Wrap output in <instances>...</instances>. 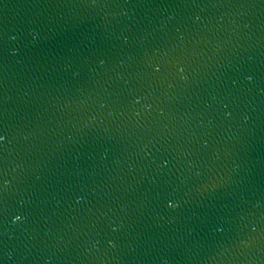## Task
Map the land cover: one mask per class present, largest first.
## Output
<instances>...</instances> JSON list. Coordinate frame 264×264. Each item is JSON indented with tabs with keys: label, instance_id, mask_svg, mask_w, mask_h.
I'll list each match as a JSON object with an SVG mask.
<instances>
[{
	"label": "water",
	"instance_id": "1",
	"mask_svg": "<svg viewBox=\"0 0 264 264\" xmlns=\"http://www.w3.org/2000/svg\"><path fill=\"white\" fill-rule=\"evenodd\" d=\"M0 134V264H264V0H0Z\"/></svg>",
	"mask_w": 264,
	"mask_h": 264
},
{
	"label": "snow or ice",
	"instance_id": "2",
	"mask_svg": "<svg viewBox=\"0 0 264 264\" xmlns=\"http://www.w3.org/2000/svg\"><path fill=\"white\" fill-rule=\"evenodd\" d=\"M4 139H5V136H4L3 134H0V142H2ZM168 206H169L170 208H175V207H177L178 205H177L176 202H174V201H172V200H169V201H168ZM13 219H14L16 222H18V221H20V220L22 219V216H21V215H15V216L13 217Z\"/></svg>",
	"mask_w": 264,
	"mask_h": 264
},
{
	"label": "clouds",
	"instance_id": "3",
	"mask_svg": "<svg viewBox=\"0 0 264 264\" xmlns=\"http://www.w3.org/2000/svg\"><path fill=\"white\" fill-rule=\"evenodd\" d=\"M14 222H15V220H14Z\"/></svg>",
	"mask_w": 264,
	"mask_h": 264
}]
</instances>
